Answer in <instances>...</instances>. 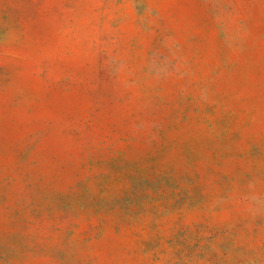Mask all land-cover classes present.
Wrapping results in <instances>:
<instances>
[{"label":"rangeland","instance_id":"1","mask_svg":"<svg viewBox=\"0 0 264 264\" xmlns=\"http://www.w3.org/2000/svg\"><path fill=\"white\" fill-rule=\"evenodd\" d=\"M0 264H264V0H0Z\"/></svg>","mask_w":264,"mask_h":264}]
</instances>
